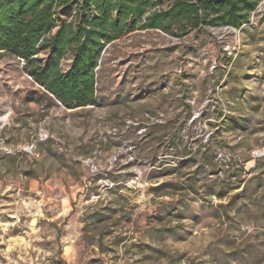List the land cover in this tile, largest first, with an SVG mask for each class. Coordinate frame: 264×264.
Instances as JSON below:
<instances>
[{
	"label": "rangeland",
	"instance_id": "374dc122",
	"mask_svg": "<svg viewBox=\"0 0 264 264\" xmlns=\"http://www.w3.org/2000/svg\"><path fill=\"white\" fill-rule=\"evenodd\" d=\"M96 78L66 109L0 52V264H264V0L125 35Z\"/></svg>",
	"mask_w": 264,
	"mask_h": 264
},
{
	"label": "trees",
	"instance_id": "16d2710c",
	"mask_svg": "<svg viewBox=\"0 0 264 264\" xmlns=\"http://www.w3.org/2000/svg\"><path fill=\"white\" fill-rule=\"evenodd\" d=\"M262 1L0 0V52L21 60L36 84L73 109L94 104L108 44L137 30L182 38L206 27L239 28Z\"/></svg>",
	"mask_w": 264,
	"mask_h": 264
},
{
	"label": "clouds",
	"instance_id": "9594fccd",
	"mask_svg": "<svg viewBox=\"0 0 264 264\" xmlns=\"http://www.w3.org/2000/svg\"><path fill=\"white\" fill-rule=\"evenodd\" d=\"M254 155H259V153H253Z\"/></svg>",
	"mask_w": 264,
	"mask_h": 264
}]
</instances>
